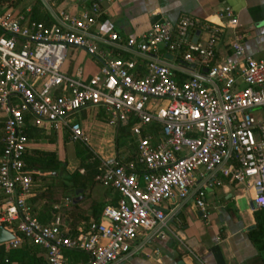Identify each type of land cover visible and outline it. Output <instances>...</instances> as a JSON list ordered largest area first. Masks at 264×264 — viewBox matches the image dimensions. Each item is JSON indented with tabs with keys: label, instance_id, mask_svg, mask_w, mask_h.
Returning a JSON list of instances; mask_svg holds the SVG:
<instances>
[{
	"label": "built area",
	"instance_id": "2783aa9c",
	"mask_svg": "<svg viewBox=\"0 0 264 264\" xmlns=\"http://www.w3.org/2000/svg\"><path fill=\"white\" fill-rule=\"evenodd\" d=\"M101 1L110 0H92L75 12L59 10V23L0 9V224L14 235L9 245L23 236L42 247L45 264H108L140 232L162 235L161 203L182 199L190 189L205 216L203 178L219 183L222 177L250 189L253 204L264 207V57L244 53L236 12L224 4L216 11L218 23L184 13L175 21L155 19L137 37L107 32L108 40L140 57L136 63L110 56L89 33L103 10ZM196 28L206 34L202 41L192 38ZM225 28L232 57L218 60L214 46ZM70 47L99 59L88 78L62 68ZM191 62L196 73H184ZM87 104L101 106L113 125L129 123L126 144L134 155H96L95 178L118 197L102 206L98 219L71 233L57 213L45 222L32 213L27 198L38 181L23 160L24 126L46 122L85 142L80 123L70 117ZM64 249L82 250L86 259L67 261Z\"/></svg>",
	"mask_w": 264,
	"mask_h": 264
},
{
	"label": "crops",
	"instance_id": "0c3cea01",
	"mask_svg": "<svg viewBox=\"0 0 264 264\" xmlns=\"http://www.w3.org/2000/svg\"><path fill=\"white\" fill-rule=\"evenodd\" d=\"M92 0H0L1 10H12L45 23H59V10L78 11ZM102 12L96 23L89 28V33L98 46L110 56L121 55L114 47L128 53H134L122 44L106 38V33L115 31L123 37H137L149 28L157 18L175 21L180 14H188L199 20L218 23L221 19L216 11L228 4L236 12L237 30L242 33L243 51L253 57H264V0H110L103 2ZM197 30V32H195ZM230 29L225 28L214 46L218 60L232 57L227 45ZM206 34L196 28L193 39L203 40ZM99 59L87 54L83 49L70 47L62 68L70 74H79L88 78L95 72ZM184 73H196L194 63L184 64ZM0 112V151L2 147V120ZM71 119L78 121L86 135L83 142L95 155L100 157L126 158L134 152L131 145L124 143L116 147L114 143L115 125L106 121L101 106L87 104L71 114ZM29 127V128H28ZM24 129L27 137L25 151L31 149L54 150L56 156L64 162L66 171L77 165L74 141L69 138L67 128L55 130L48 123L32 124L26 122ZM82 142V141H81ZM134 154V153H133ZM129 159V158H128ZM81 169V170H80ZM82 171V168H79ZM55 174V172H53ZM204 190L207 213L205 216L193 204V189L182 199H169L161 203L165 212L164 224L159 227L162 235L155 231H142L130 242L126 252L108 264H264V226L252 238L249 230L254 228L256 220L264 221V210L256 207L251 200V190L241 188L219 177V183L211 177L200 180ZM68 195L77 206L63 204V197L52 204L58 209L65 206L59 215L62 224L71 232L82 230L93 216L88 206L93 200L110 202L113 192L106 184L96 181L92 187ZM27 198L36 216L40 203ZM75 195L78 198L72 201ZM2 193L0 192V202ZM55 206V207H54ZM101 214V212H100ZM85 215H88L85 217ZM100 217V215H99ZM8 242V241H6ZM67 261L85 260L83 251L63 250ZM14 264L13 261H10ZM0 264H6L5 258Z\"/></svg>",
	"mask_w": 264,
	"mask_h": 264
},
{
	"label": "trees",
	"instance_id": "16d2710c",
	"mask_svg": "<svg viewBox=\"0 0 264 264\" xmlns=\"http://www.w3.org/2000/svg\"><path fill=\"white\" fill-rule=\"evenodd\" d=\"M114 51L119 52L122 56L133 57L135 62L140 61L138 55L128 53L122 49L114 47ZM176 75H183V73L174 70ZM29 128V127H28ZM129 123L126 124H116L115 133H114V143L116 147H123L124 143H127V134H128ZM26 129H24V132ZM74 151L75 156L78 160L76 167L71 171H66L64 168V162L61 161L57 156L54 150H42V149H31L30 151L23 152V160L26 168L31 170V175L33 179L38 181L46 178L48 175L50 178H53V181H49L46 185H43L41 189L34 188V195L30 200L40 203V208L37 210L36 217L42 221H48L52 213L56 210L52 207V204L57 202L58 199L52 195L54 192L51 191V187H60L61 197L66 195L70 196L75 187H82L87 189L92 187V185L100 180L95 178L97 172L98 159L96 155L81 141L74 140ZM134 152L130 153L128 158H131ZM126 159V158H124ZM79 168H82V171H79ZM63 171V176L57 181L58 171ZM55 172V174H53ZM109 187L108 185H106ZM111 190V187H109ZM40 189V188H39ZM118 197V192L115 190L110 202L114 203ZM29 202V201H28ZM104 201L102 200H93L89 203L91 215L94 219H98ZM67 206H77L75 202H68ZM65 206H61L58 209L59 215L62 214ZM261 210H264V207H258ZM88 215H85L87 217ZM256 225L254 228L249 230L252 238H255V235L259 230L264 226V221L256 220ZM73 251H82L77 249H69ZM84 252V251H83ZM5 258L6 261H13L14 264H45L44 250L42 247L34 244L25 237H21V240L15 246H11L8 242H0V259Z\"/></svg>",
	"mask_w": 264,
	"mask_h": 264
},
{
	"label": "rangeland",
	"instance_id": "374dc122",
	"mask_svg": "<svg viewBox=\"0 0 264 264\" xmlns=\"http://www.w3.org/2000/svg\"><path fill=\"white\" fill-rule=\"evenodd\" d=\"M63 171H58V176L59 177H57V181L63 176ZM53 181V178H50L48 175L46 176V178H44V179H41V180H37L38 181V185H36V187L35 188H38V190H45V188L44 189H41V188H43L42 186L43 185H46V183H48L49 181ZM40 188V189H39ZM51 189V191L52 192H54L52 195H54L55 196V198H57L58 200L60 199V195H61V189H60V187H51L50 188ZM112 192L114 193L115 192V190H112Z\"/></svg>",
	"mask_w": 264,
	"mask_h": 264
},
{
	"label": "water",
	"instance_id": "95a60500",
	"mask_svg": "<svg viewBox=\"0 0 264 264\" xmlns=\"http://www.w3.org/2000/svg\"><path fill=\"white\" fill-rule=\"evenodd\" d=\"M195 32H197V30ZM164 56L167 58H171V55L168 53L164 54ZM80 190H81L80 187L74 188L75 193H77ZM77 198H78V195H75L74 198L72 199V201H74ZM13 237H14V235L12 234V232L9 231L8 229H6L2 224H0V242H6Z\"/></svg>",
	"mask_w": 264,
	"mask_h": 264
}]
</instances>
